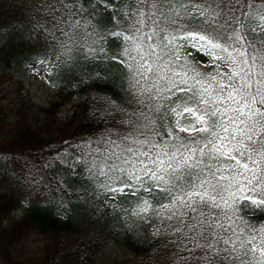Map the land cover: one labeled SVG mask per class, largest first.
Segmentation results:
<instances>
[{"label":"snow or ice","instance_id":"obj_1","mask_svg":"<svg viewBox=\"0 0 264 264\" xmlns=\"http://www.w3.org/2000/svg\"><path fill=\"white\" fill-rule=\"evenodd\" d=\"M31 3L36 64L87 93L89 124L50 180L0 151L24 206L36 196L64 218L83 200L143 228L160 264H264V0Z\"/></svg>","mask_w":264,"mask_h":264},{"label":"trees","instance_id":"obj_2","mask_svg":"<svg viewBox=\"0 0 264 264\" xmlns=\"http://www.w3.org/2000/svg\"><path fill=\"white\" fill-rule=\"evenodd\" d=\"M31 7V0H0V151L38 158L44 178L50 180L65 170L54 150L68 149L65 141L71 143L88 127L87 93L78 98L82 88L61 84L52 87L55 99L39 104L15 78L13 69L36 63L38 55L36 41H29L23 24ZM73 181L80 183L75 177ZM25 195L14 173H0V264H160L155 239L140 228L116 226L112 217L101 218L75 199L69 215L60 218L51 203H41L36 196L25 207Z\"/></svg>","mask_w":264,"mask_h":264},{"label":"rangeland","instance_id":"obj_3","mask_svg":"<svg viewBox=\"0 0 264 264\" xmlns=\"http://www.w3.org/2000/svg\"><path fill=\"white\" fill-rule=\"evenodd\" d=\"M0 42H2L1 35ZM33 64L36 63H29L21 67H16L12 72L16 79H20L25 83L34 101L39 104H47L55 98V91L48 86L47 80L45 79L44 75H42V72L46 71L44 66L36 64V66L33 67ZM66 113L67 110L62 112V114ZM59 158L61 163L66 162L64 155L60 154ZM136 228H140L144 232L143 228L139 226Z\"/></svg>","mask_w":264,"mask_h":264}]
</instances>
